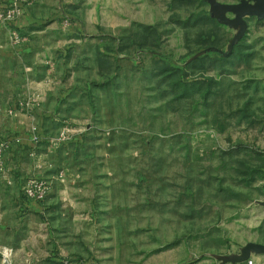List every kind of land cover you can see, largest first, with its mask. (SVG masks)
<instances>
[{"label":"rangeland","instance_id":"1","mask_svg":"<svg viewBox=\"0 0 264 264\" xmlns=\"http://www.w3.org/2000/svg\"><path fill=\"white\" fill-rule=\"evenodd\" d=\"M210 1L0 0V264H264V19Z\"/></svg>","mask_w":264,"mask_h":264},{"label":"water","instance_id":"2","mask_svg":"<svg viewBox=\"0 0 264 264\" xmlns=\"http://www.w3.org/2000/svg\"><path fill=\"white\" fill-rule=\"evenodd\" d=\"M212 10L219 22L234 28H240L239 32L231 41L230 51L235 44L244 36L248 29V17H257L258 20L264 19V0H241L235 4L221 3L211 0ZM228 13L235 16L229 17ZM264 205V201L262 203ZM254 253L264 254V243L249 242L243 248V253L234 260L243 262L252 257Z\"/></svg>","mask_w":264,"mask_h":264},{"label":"built area","instance_id":"3","mask_svg":"<svg viewBox=\"0 0 264 264\" xmlns=\"http://www.w3.org/2000/svg\"><path fill=\"white\" fill-rule=\"evenodd\" d=\"M5 153V144L0 140V167L3 164ZM50 187L45 181H33L27 188V197L29 200H34L35 202H42L45 200Z\"/></svg>","mask_w":264,"mask_h":264}]
</instances>
